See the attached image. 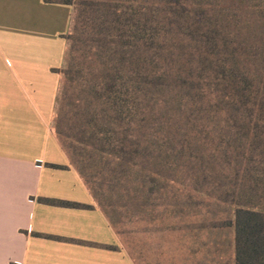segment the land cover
Wrapping results in <instances>:
<instances>
[{
    "label": "trees",
    "instance_id": "obj_1",
    "mask_svg": "<svg viewBox=\"0 0 264 264\" xmlns=\"http://www.w3.org/2000/svg\"><path fill=\"white\" fill-rule=\"evenodd\" d=\"M58 2L74 17L54 128L73 164L100 154V194L113 177L114 190L178 186L197 208L228 206L214 224L234 229L235 264H264V0Z\"/></svg>",
    "mask_w": 264,
    "mask_h": 264
},
{
    "label": "crops",
    "instance_id": "obj_2",
    "mask_svg": "<svg viewBox=\"0 0 264 264\" xmlns=\"http://www.w3.org/2000/svg\"><path fill=\"white\" fill-rule=\"evenodd\" d=\"M22 1L36 9L33 48L42 55L52 47L56 59L0 67V264H137L54 128L73 6Z\"/></svg>",
    "mask_w": 264,
    "mask_h": 264
},
{
    "label": "rangeland",
    "instance_id": "obj_3",
    "mask_svg": "<svg viewBox=\"0 0 264 264\" xmlns=\"http://www.w3.org/2000/svg\"><path fill=\"white\" fill-rule=\"evenodd\" d=\"M35 11L22 0H0V67H46L54 64L56 57L52 47L39 55L31 43L36 32L33 24ZM67 64L68 59L62 68ZM73 90L69 87V92ZM63 116L71 125V128L67 127L68 123L64 126L66 131L78 133L80 128L74 124L71 106H65ZM58 121L54 125L57 126ZM83 154L90 153L84 151ZM81 155H77L74 165L81 168L94 184L92 195L99 204L102 201L120 242L137 264H235L234 229L214 224L215 219L226 221L231 217L228 206L197 208L191 205L197 197L187 200L180 195L182 188L178 186V194L172 198H168L165 190L154 194L135 192L138 186L135 184L128 192L123 188L114 190V184L108 183L113 177L106 178L104 187L108 191L100 194V154L93 153L92 161L88 158L91 163ZM133 177L137 179L140 176ZM147 182L150 188L149 179ZM208 201L206 199V203ZM104 208L100 207L101 210ZM212 260L216 263H211Z\"/></svg>",
    "mask_w": 264,
    "mask_h": 264
}]
</instances>
